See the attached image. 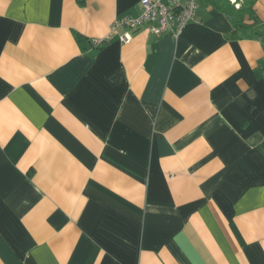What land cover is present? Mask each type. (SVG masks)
I'll return each instance as SVG.
<instances>
[{"label":"crops","instance_id":"0c3cea01","mask_svg":"<svg viewBox=\"0 0 264 264\" xmlns=\"http://www.w3.org/2000/svg\"><path fill=\"white\" fill-rule=\"evenodd\" d=\"M253 9L124 43L140 0H0V264H264Z\"/></svg>","mask_w":264,"mask_h":264},{"label":"built area","instance_id":"2783aa9c","mask_svg":"<svg viewBox=\"0 0 264 264\" xmlns=\"http://www.w3.org/2000/svg\"><path fill=\"white\" fill-rule=\"evenodd\" d=\"M197 0H140V12L137 16H125L113 25L111 33L117 28L124 31L119 35L122 42L131 40V32L142 27L157 36L170 35L179 37L184 28L196 19ZM108 36L93 38L91 45L101 46Z\"/></svg>","mask_w":264,"mask_h":264},{"label":"trees","instance_id":"16d2710c","mask_svg":"<svg viewBox=\"0 0 264 264\" xmlns=\"http://www.w3.org/2000/svg\"><path fill=\"white\" fill-rule=\"evenodd\" d=\"M215 8L221 11L231 22L235 30L247 27L245 17L251 21L257 22V16L253 9L254 0H208ZM239 2V5L238 3ZM77 39H80L77 36Z\"/></svg>","mask_w":264,"mask_h":264}]
</instances>
